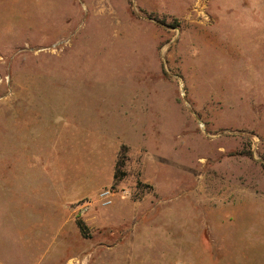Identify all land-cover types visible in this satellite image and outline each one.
I'll return each mask as SVG.
<instances>
[{
    "label": "rangeland",
    "instance_id": "rangeland-1",
    "mask_svg": "<svg viewBox=\"0 0 264 264\" xmlns=\"http://www.w3.org/2000/svg\"><path fill=\"white\" fill-rule=\"evenodd\" d=\"M0 264H264V0H0Z\"/></svg>",
    "mask_w": 264,
    "mask_h": 264
},
{
    "label": "trees",
    "instance_id": "trees-1",
    "mask_svg": "<svg viewBox=\"0 0 264 264\" xmlns=\"http://www.w3.org/2000/svg\"><path fill=\"white\" fill-rule=\"evenodd\" d=\"M148 16L154 20H156L157 22L163 24V25H166L168 27H171V28H178L181 26V22L177 19V18H174V17H170V16H166V15H158V14H155V13H150L148 14ZM244 152H242L243 154ZM247 155H251V153H248ZM120 163V166L124 164V159L122 161L119 162ZM117 176H116V180H117ZM77 225L81 231V233L84 235V236H87L88 235V228L87 226L85 225V223L81 220V219H78L77 220Z\"/></svg>",
    "mask_w": 264,
    "mask_h": 264
},
{
    "label": "built area",
    "instance_id": "built-area-1",
    "mask_svg": "<svg viewBox=\"0 0 264 264\" xmlns=\"http://www.w3.org/2000/svg\"><path fill=\"white\" fill-rule=\"evenodd\" d=\"M111 192L109 190H105L100 194L101 200L105 201L106 204H109V198H110Z\"/></svg>",
    "mask_w": 264,
    "mask_h": 264
}]
</instances>
